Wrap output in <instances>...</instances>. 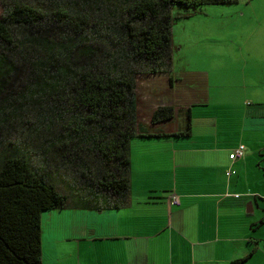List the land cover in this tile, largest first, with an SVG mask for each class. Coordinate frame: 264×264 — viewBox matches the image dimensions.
<instances>
[{
  "label": "trees",
  "instance_id": "16d2710c",
  "mask_svg": "<svg viewBox=\"0 0 264 264\" xmlns=\"http://www.w3.org/2000/svg\"><path fill=\"white\" fill-rule=\"evenodd\" d=\"M0 1V264H42L48 213L127 205L134 138L189 136L188 111L179 134L154 130L173 107L137 120L136 79L170 71L173 10L237 0Z\"/></svg>",
  "mask_w": 264,
  "mask_h": 264
},
{
  "label": "crops",
  "instance_id": "0c3cea01",
  "mask_svg": "<svg viewBox=\"0 0 264 264\" xmlns=\"http://www.w3.org/2000/svg\"><path fill=\"white\" fill-rule=\"evenodd\" d=\"M168 77L174 91L176 77ZM250 98L228 109L224 101L212 105L208 90L203 101L186 98L178 117L154 129L182 133L188 111L189 136L134 138L127 205L60 210L72 220L53 228L46 218L42 264H232L253 246L245 264H264V99ZM238 145L244 158L232 163ZM230 168L235 174L227 177ZM171 198L180 205L170 206Z\"/></svg>",
  "mask_w": 264,
  "mask_h": 264
},
{
  "label": "rangeland",
  "instance_id": "374dc122",
  "mask_svg": "<svg viewBox=\"0 0 264 264\" xmlns=\"http://www.w3.org/2000/svg\"><path fill=\"white\" fill-rule=\"evenodd\" d=\"M1 5L0 1V15ZM172 14L170 71L136 79L140 123L145 125L154 109L171 101L176 111L186 98L203 101L208 90L212 105L224 101L231 103L228 109L248 96L251 102L263 101L264 0H237L230 6L180 9ZM169 74L176 77L174 91L169 88ZM46 218L51 228L61 219L72 220L64 211H52L43 218V229Z\"/></svg>",
  "mask_w": 264,
  "mask_h": 264
},
{
  "label": "built area",
  "instance_id": "2783aa9c",
  "mask_svg": "<svg viewBox=\"0 0 264 264\" xmlns=\"http://www.w3.org/2000/svg\"><path fill=\"white\" fill-rule=\"evenodd\" d=\"M245 154V147L243 145H238L230 154H229V160L232 163H235L236 161L242 160L244 158ZM235 174V170L228 169L226 171V176L231 177ZM171 204L178 205L179 200L177 198H173L171 201Z\"/></svg>",
  "mask_w": 264,
  "mask_h": 264
}]
</instances>
